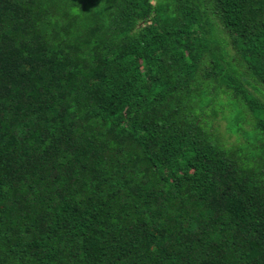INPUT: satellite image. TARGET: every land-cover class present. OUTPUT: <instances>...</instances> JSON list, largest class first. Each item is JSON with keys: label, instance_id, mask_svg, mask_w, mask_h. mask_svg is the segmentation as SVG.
Returning a JSON list of instances; mask_svg holds the SVG:
<instances>
[{"label": "trees", "instance_id": "obj_1", "mask_svg": "<svg viewBox=\"0 0 264 264\" xmlns=\"http://www.w3.org/2000/svg\"><path fill=\"white\" fill-rule=\"evenodd\" d=\"M0 264H264V0H0Z\"/></svg>", "mask_w": 264, "mask_h": 264}, {"label": "rangeland", "instance_id": "obj_2", "mask_svg": "<svg viewBox=\"0 0 264 264\" xmlns=\"http://www.w3.org/2000/svg\"><path fill=\"white\" fill-rule=\"evenodd\" d=\"M217 128L216 134L220 135L221 141L225 142V143H230L233 141L234 136H230L229 133H226L224 130V122H218L216 124H214Z\"/></svg>", "mask_w": 264, "mask_h": 264}]
</instances>
